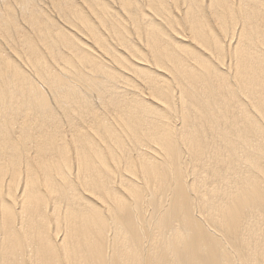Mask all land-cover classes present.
Masks as SVG:
<instances>
[{
  "label": "bare ground",
  "instance_id": "1",
  "mask_svg": "<svg viewBox=\"0 0 264 264\" xmlns=\"http://www.w3.org/2000/svg\"><path fill=\"white\" fill-rule=\"evenodd\" d=\"M0 264H264V0H0Z\"/></svg>",
  "mask_w": 264,
  "mask_h": 264
}]
</instances>
